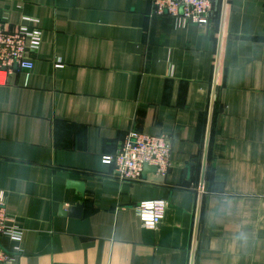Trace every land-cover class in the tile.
Here are the masks:
<instances>
[{
  "label": "crops",
  "instance_id": "0c3cea01",
  "mask_svg": "<svg viewBox=\"0 0 264 264\" xmlns=\"http://www.w3.org/2000/svg\"><path fill=\"white\" fill-rule=\"evenodd\" d=\"M213 8L202 26L152 0H0V32L41 30L0 85L7 264H264V0ZM132 129L169 137L164 178L101 162ZM146 200L166 202L154 229Z\"/></svg>",
  "mask_w": 264,
  "mask_h": 264
},
{
  "label": "built area",
  "instance_id": "2783aa9c",
  "mask_svg": "<svg viewBox=\"0 0 264 264\" xmlns=\"http://www.w3.org/2000/svg\"><path fill=\"white\" fill-rule=\"evenodd\" d=\"M152 14L179 18L184 22L206 25L214 15L213 0H152ZM41 30L38 27L20 26L14 32H0V85L7 82L14 70L29 71L33 66L32 54L40 45ZM171 144L164 134H149L129 130L112 155L103 156V164L112 165V177L119 182L143 180L144 165L154 166L155 173L164 178L170 167ZM164 200H146L135 206L143 227L154 229L165 211ZM8 237L15 242L22 238V231L6 224V209L0 196V240ZM16 251L19 249L16 247ZM13 255L0 245V264H7Z\"/></svg>",
  "mask_w": 264,
  "mask_h": 264
},
{
  "label": "water",
  "instance_id": "95a60500",
  "mask_svg": "<svg viewBox=\"0 0 264 264\" xmlns=\"http://www.w3.org/2000/svg\"><path fill=\"white\" fill-rule=\"evenodd\" d=\"M146 172H155V167L154 166L144 165L143 174L146 173ZM68 184L76 186V188L78 189L79 193L81 195H83L84 189H83V184L82 183L70 180ZM80 209H81V204H76L74 207L71 208V213H73L75 215H79ZM63 213H65V212H63Z\"/></svg>",
  "mask_w": 264,
  "mask_h": 264
}]
</instances>
